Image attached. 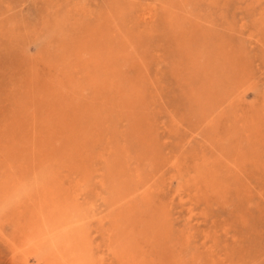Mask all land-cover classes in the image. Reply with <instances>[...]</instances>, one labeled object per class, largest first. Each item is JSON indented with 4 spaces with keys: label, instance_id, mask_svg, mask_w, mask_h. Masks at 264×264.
Returning a JSON list of instances; mask_svg holds the SVG:
<instances>
[{
    "label": "rangeland",
    "instance_id": "obj_1",
    "mask_svg": "<svg viewBox=\"0 0 264 264\" xmlns=\"http://www.w3.org/2000/svg\"><path fill=\"white\" fill-rule=\"evenodd\" d=\"M263 28L264 0H0V200L17 189L33 200L51 180L85 264H264ZM225 50L240 53L241 82L224 80ZM175 159L187 161L183 174ZM139 175H157L147 198ZM130 193L124 209L109 206ZM7 210L0 204V264H60L48 245L18 250L25 222ZM125 213L126 238L113 221Z\"/></svg>",
    "mask_w": 264,
    "mask_h": 264
},
{
    "label": "bare ground",
    "instance_id": "obj_2",
    "mask_svg": "<svg viewBox=\"0 0 264 264\" xmlns=\"http://www.w3.org/2000/svg\"><path fill=\"white\" fill-rule=\"evenodd\" d=\"M214 1H216V0H214ZM112 2H113V0H112ZM122 2V1H121ZM126 2V1H125ZM124 3V1L122 2V4ZM211 3V2H210ZM219 3V2H218ZM120 4V3H119ZM121 4V5H122ZM214 4V3H213ZM117 6H119V5H117ZM208 6V5H207ZM114 7V6H113ZM121 7V6H120ZM129 7V6H128ZM127 7V8H128ZM218 7V6H217ZM123 8V7H122ZM173 9V8H172ZM216 9V8H215ZM214 9V10H215ZM155 10V9H154ZM73 11V10H72ZM119 11V10H118ZM117 11V12H118ZM126 11V10H125ZM173 11H175V9L173 10ZM87 12V11H86ZM252 12V11H251ZM263 12V11H262ZM71 13V12H70ZM127 13V12H126ZM154 13V12H153ZM175 13V12H174ZM85 14V13H84ZM128 14V13H127ZM75 15V14H74ZM109 15V14H108ZM113 15V14H112ZM175 15V14H174ZM205 15V14H204ZM255 15V14H254ZM114 16V15H113ZM121 16H123V14H121ZM124 16H125V13H124ZM127 16V15H126ZM144 16V15H143ZM148 16V15H147ZM150 16V15H149ZM196 16V15H195ZM208 16V15H207ZM197 17V16H196ZM255 17V16H254ZM80 18V17H79ZM111 18V17H110ZM149 18V17H148ZM190 18V17H189ZM194 18V17H193ZM118 19V18H117ZM159 19V18H158ZM188 19V18H187ZM192 19V18H191ZM259 20V19H258ZM178 21V20H177ZM176 21V22H177ZM122 22V21H121ZM139 22V21H138ZM153 22V21H152ZM185 22V21H184ZM178 23H179V21H178ZM124 24V23H123ZM86 25V24H85ZM114 25V24H113ZM62 26V25H61ZM98 26V25H97ZM117 26H118V24H117ZM150 26V25H149ZM232 26V25H231ZM245 26V25H244ZM79 27V26H78ZM91 27V26H90ZM96 27V26H95ZM114 27V26H113ZM67 28V27H66ZM121 29V28H120ZM127 29V28H126ZM264 29V28H263ZM92 30V29H91ZM54 31V30H53ZM220 31V30H219ZM260 31V30H259ZM121 32V31H120ZM161 32V31H160ZM197 32V31H196ZM62 33V32H61ZM67 33V32H66ZM69 33V32H68ZM185 33V32H184ZM57 34V33H56ZM121 34V33H120ZM122 36V35H121ZM132 36V35H131ZM125 37H126V35H125ZM59 38V37H58ZM57 38V39H58ZM61 38V37H60ZM115 38V37H114ZM124 38V37H123ZM130 38V37H129ZM128 38V39H129ZM122 39V38H121ZM126 39V38H125ZM196 39H197V37H196ZM66 40V39H65ZM126 41V40H125ZM127 42V41H126ZM128 42H129V40H128ZM128 44V43H127ZM72 45V44H71ZM129 46V45H128ZM73 47V46H72ZM71 47V48H72ZM127 47V46H126ZM136 48V47H135ZM195 48V47H194ZM132 49V48H131ZM187 49V48H186ZM134 50V49H133ZM132 50V52H134ZM198 49H196V51H197ZM120 51V50H119ZM125 51V50H124ZM189 51L190 50H183L182 51V54H186L187 56H188V58H190L191 60H192V62L195 64V66L196 67H200V66H202V62H203V59H201L200 57H192L191 58V53H189ZM198 51H200V50H198ZM219 49L217 48V50H214L213 52L214 53H218L219 54ZM128 52V51H127ZM130 52V51H129ZM123 53V52H122ZM121 53V54H122ZM126 53V52H125ZM200 53V52H199ZM124 54V53H123ZM240 54V53H239ZM239 54H237V53H231L230 51H222L221 53H220V59H219V63H218V65H219V67H222L226 72L224 73V80H226V82H229L230 84H232V83H235L236 81H240L241 79L243 80L244 78V76L243 77H241V75L242 74H240L239 72L242 70V68H243V66H242V63L240 62V56H239ZM130 55V54H129ZM245 55V54H244ZM131 56V55H130ZM138 57V56H137ZM203 57V56H202ZM244 58V57H243ZM139 59V58H138ZM209 59V58H208ZM200 60V61H199ZM222 61V62H221ZM95 62V61H94ZM109 62V61H108ZM209 62H210V60H209ZM99 63V62H98ZM105 63V62H104ZM110 63V62H109ZM241 63V64H240ZM91 64V63H90ZM94 65V64H93ZM108 65H111V64H108ZM217 65V64H216ZM215 65V66H216ZM91 66V65H90ZM93 67V66H92ZM97 67V66H96ZM105 67V66H104ZM107 67V66H106ZM148 69V68H147ZM95 70V69H94ZM142 73H143V71H142ZM215 73V72H214ZM213 73V74H214ZM86 75V74H85ZM222 75V74H221ZM239 75V76H238ZM243 75H245V74H243ZM94 76V75H93ZM215 78H217V77H215ZM221 78V77H220ZM246 78V77H245ZM103 80V79H102ZM109 80V79H108ZM218 80H220L219 78H218ZM223 80V79H222ZM223 80V81H224ZM105 81V80H104ZM222 81V82H223ZM221 82V83H222ZM241 82V81H240ZM245 82H246V79H245ZM224 84V83H223ZM95 85V84H94ZM64 86V85H63ZM238 86V85H237ZM220 87V86H219ZM90 88V87H89ZM239 89V88H238ZM133 91V90H132ZM139 92V91H138ZM65 98V97H64ZM238 98H239V96H238ZM129 99V98H128ZM131 99V98H130ZM136 99V98H135ZM223 100H220V101H222V103L221 104H223L224 102H229V101H234V100H231V98H222ZM95 100V99H94ZM140 100V99H139ZM139 100H138V102H139ZM241 100V99H240ZM239 100V101H240ZM85 101V100H84ZM118 101H120V103L124 106V108L126 109L127 107L130 109L131 107H132V104H128V100H127V98H119V100ZM135 101H137V100H135ZM145 101V100H144ZM203 101V100H202ZM205 101V100H204ZM131 102V101H130ZM129 102V103H130ZM142 102V101H141ZM140 102V103H141ZM236 102V101H235ZM135 103H137V102H135ZM204 103V102H203ZM138 104V103H137ZM202 104V103H201ZM220 105V104H219ZM138 106V105H137ZM141 106V105H140ZM196 106V105H195ZM199 106H201V105H199ZM135 107V106H134ZM204 107V106H203ZM93 108H95V107H93ZM208 108H209V106H208ZM136 109H138V108H136ZM140 109H141V107H140ZM143 109V108H142ZM141 109V110H142ZM198 110V109H197ZM225 110V109H224ZM129 111V110H128ZM138 111V110H137ZM144 111V110H143ZM87 112V111H86ZM89 112V111H88ZM201 112V111H200ZM207 113H204V115L203 116H205V117H207V118H209V112L208 111H206ZM129 113V112H128ZM127 113V114H128ZM132 113V112H131ZM209 113V114H208ZM139 114V113H138ZM197 114V113H196ZM92 115V114H91ZM211 115V114H210ZM96 116V115H95ZM131 116V115H130ZM202 116V115H201ZM240 116H242V115H240ZM91 117H93V116H91ZM137 117V116H136ZM215 117V116H214ZM236 117V116H235ZM89 118H90V116H89ZM94 118V117H93ZM134 118H135V115H134V117H133V120H134ZM206 118V119H207ZM237 118H238V116H237ZM69 119V118H68ZM95 119V118H94ZM131 119V118H130ZM137 119V118H136ZM175 119V118H174ZM201 119H202V117H201ZM204 119V118H203ZM205 119V120H206ZM183 120V119H182ZM198 120H200L199 118H198ZM204 120V123H206V121L208 120H206L205 121ZM91 121V120H90ZM93 121V120H92ZM97 121V120H96ZM192 121V120H191ZM203 121V120H202ZM211 121V120H210ZM100 122V121H99ZM184 122V121H183ZM209 122V121H208ZM234 122V121H233ZM69 123V122H68ZM178 123V122H177ZM182 123V122H181ZM199 123V122H198ZM204 123H202V126H203V124ZM92 124H93V122H92ZM99 124V123H98ZM101 124V123H100ZM136 124V123H135ZM179 124V123H178ZM185 124V123H184ZM195 124H196V122H195ZM209 124V123H208ZM207 124V126H209ZM241 124V123H240ZM94 126H97L96 125V122H94V124H93ZM198 125H201V124H198ZM206 125V124H205ZM175 126V125H174ZM212 126V125H211ZM136 127V126H135ZM199 128H200V126H199ZM209 129V128H208ZM215 129V128H214ZM217 129H219V128H217ZM225 130V129H224ZM103 131V130H102ZM179 131V130H178ZM204 131V130H203ZM176 132V131H175ZM181 132H182V130H181ZM201 132V131H200ZM217 132V131H216ZM246 132V131H245ZM90 133V132H89ZM101 133V132H100ZM179 133V132H178ZM208 133V132H207ZM175 135V134H174ZM216 135V134H215ZM101 137H102V135H101ZM100 138V137H99ZM146 138L147 137H145V139L144 140H146ZM209 138V137H208ZM218 138V137H217ZM79 140V139H78ZM104 140V139H103ZM144 140L142 141V142H144ZM187 140V139H186ZM185 140V141H186ZM149 141V140H148ZM147 141V142H148ZM78 142V141H77ZM150 142H152V141H150ZM150 142H148L149 144H151ZM181 142V141H180ZM204 142H206V141H204ZM215 142V141H214ZM219 142H221V141H219ZM230 142V141H229ZM239 142V141H238ZM251 142V141H250ZM81 144H82V142H80ZM146 143V142H145ZM148 143H146V144H148ZM202 143V142H201ZM84 144H86V143H84ZM143 144V143H142ZM146 144H144V145H146ZM148 144V145H149ZM178 144V143H177ZM140 145V144H139ZM153 145L156 147V145H155V141L153 142ZM152 145V146H153ZM82 146V145H81ZM87 146V145H86ZM85 146V147H86ZM183 146V145H182ZM89 147V146H88ZM142 147H143V145H142ZM145 147H147V146H145ZM144 147V148H145ZM149 147V146H148ZM147 147V148H148ZM155 147L153 148V149H155ZM159 147V146H158ZM253 147V146H252ZM76 149H77V152L78 153H80V150L79 149H81V151H82V148H78V147H75ZM74 147H72V149H75ZM119 148V147H118ZM117 148V149H118ZM130 148V147H129ZM141 148V147H140ZM201 148V147H200ZM205 148V147H204ZM65 149V148H64ZM123 149H125V148H123ZM128 149V148H127ZM126 149V150H127ZM152 149V148H151ZM152 149V150H153ZM213 149V148H212ZM239 149V148H238ZM125 150V151H126ZM145 150V149H144ZM146 150H148V149H146ZM157 151L156 152H158V149H156ZM151 151V150H150ZM160 151V150H159ZM88 152V151H87ZM119 152H121L120 150H119ZM118 152V153H119ZM127 152V151H126ZM129 152V151H128ZM144 152V151H143ZM155 152V151H154ZM193 152V151H192ZM242 152V151H241ZM115 153V152H114ZM130 153H132V152H130ZM142 153V152H141ZM145 153V155H146V153L147 152H144ZM236 153V152H235ZM65 154V153H64ZM124 154V153H123ZM147 154H149V153H147ZM157 154V153H156ZM159 154H160V152H159ZM180 154V153H179ZM88 155V154H87ZM122 155V154H121ZM120 155V157H122ZM131 155V154H130ZM178 155V154H177ZM206 155V154H205ZM237 155V154H236ZM245 155V154H244ZM79 156H80V154H79ZM154 156V157H153ZM152 157H153V159H155L156 158V156L155 155H153ZM158 156V155H157ZM160 156V155H159ZM183 156V155H182ZM114 157H115V155H114ZM113 157V158H114ZM124 157V156H123ZM140 157V156H139ZM147 157V156H146ZM146 157H144V158H146ZM152 157L150 158V159H152ZM227 157V156H226ZM71 158V157H70ZM80 158V157H79ZM84 158V157H83ZM89 158H90V156H89ZM117 158V157H116ZM125 158V157H124ZM130 158V157H129ZM138 158V157H137ZM141 158V157H140ZM148 158H149V156H148ZM147 158V159H148ZM163 158V157H162ZM178 158H179V156H178ZM205 158V157H204ZM88 159V158H87ZM118 159V158H117ZM116 159V160H117ZM131 159V158H130ZM152 159V160H153ZM158 159V158H157ZM161 159V158H160ZM165 159V158H164ZM222 159H224V158H222ZM63 161H65L66 159H62ZM90 160V159H89ZM128 160V159H127ZM213 160H215V159H213ZM217 160V159H216ZM219 160H221L220 158H219ZM82 161V160H81ZM84 161V160H83ZM88 160H86L85 161V163L87 162ZM118 161V160H117ZM119 161H120V159H119ZM149 161V160H148ZM158 161H159V159H158ZM157 161V162H158ZM164 161V160H163ZM162 160H160V162H163ZM195 161H197V160H195ZM227 161V160H226ZM242 161V160H241ZM121 162H122V160H121ZM151 162V161H150ZM154 163L156 162V159H155V161H153ZM217 162H218V160H217ZM84 163V162H83ZM91 163H93V162H91ZM113 164H115V161L114 162H112ZM118 163H120V162H118ZM124 163V162H123ZM138 163V162H137ZM167 163V162H166ZM186 163H187V161L184 163H182V161H181V159L179 160V159H175L174 161H172V162H170L169 163V166L171 167V168H174V169H177L178 171H180V173L181 174H183V167H185L186 166ZM65 164H67V163H65ZM77 165H78V163H76ZM89 164V163H88ZM121 164V163H120ZM120 164H119V166H120ZM129 164V163H128ZM151 164H152V162H151ZM157 164V163H156ZM164 164V163H163ZM195 164V166L196 167H194L195 168V172H196V174L201 170V169H203V168H205V166H207V162L206 161H204V162H201V163H194ZM213 164V163H212ZM230 164V163H229ZM20 165V164H19ZM81 165H82V163H81ZM115 165H117V164H115ZM123 165V164H122ZM137 165V164H136ZM135 165V166H136ZM193 165V164H192ZM214 165V164H213ZM253 165V164H252ZM71 166V165H70ZM92 166V165H91ZM110 166V165H109ZM112 166V165H111ZM129 166H130V164H129ZM129 166H128V168H129ZM162 166V165H161ZM51 167V166H50ZM72 167V166H71ZM78 167V166H77ZM79 167H82V166H79ZM139 167V166H138ZM164 168H165V166H163ZM168 167V166H167ZM212 167V166H211ZM209 168V169H212V168ZM68 168H69V165H68ZM93 168V167H92ZM110 168H113V167H110ZM109 168V169H110ZM117 168V167H116ZM143 168V167H142ZM157 168H158V166H157ZM164 168H161V169H164ZM193 168V167H192ZM41 169V168H40ZM66 169V168H65ZM118 170L117 171H119V169H123V170H120V171H122L121 172V174L123 173V171H124V168H122V167H120V168H117ZM126 170H127V168H125ZM134 169V168H133ZM52 170H53V168H52ZM82 170V169H81ZM92 170V169H91ZM90 170V171H91ZM111 170V169H110ZM131 170H132V168H131ZM165 170V169H164ZM163 170V171H164ZM185 170V169H184ZM55 171V170H54ZM111 171H113L114 172V169H112ZM116 171V172H117ZM135 171H136V169H135ZM138 171V170H137ZM144 171V170H143ZM142 171V172H143ZM162 171V170H161ZM52 172V171H51ZM57 172V171H56ZM55 172V173H56ZM93 172V171H92ZM92 172H91V174H92ZM112 172V173H113ZM115 172V173H116ZM133 172V171H132ZM157 172V171H156ZM189 172V171H188ZM194 172V173H195ZM202 172V171H201ZM43 173V172H42ZM52 173H54V172H52ZM51 173V174H52ZM59 173H60V171H59ZM61 173H62V171H61ZM69 173V172H68ZM74 173V172H73ZM119 173V172H118ZM125 173H126V171H125ZM128 173V172H127ZM190 173V172H189ZM193 173V174H194ZM58 174V173H57ZM57 174H56V176H57ZM65 174V173H64ZM67 174V173H66ZM129 174V173H128ZM131 174V173H130ZM129 174V175H130ZM161 174H163V172L161 173ZM205 174V173H204ZM31 175V174H30ZM61 175V174H60ZM71 175H72V173H71ZM132 175H133V173H132ZM138 175V174H137ZM154 175V174H153ZM51 176H53V175H51ZM69 176V175H68ZM84 176V175H83ZM109 176H111V173L109 174ZM142 175H139L137 178H138V184L141 186L140 188L141 189H143V192H142V196H144L145 198H147L148 196V194L150 193V187H151V185H152V183H154L155 182V180L157 181V175H155V176H153L149 181H143L142 179H140V177H141ZM204 176V175H203ZM12 177V176H11ZM60 177V176H59ZM112 177V176H111ZM134 177V176H133ZM28 178V177H27ZM104 178V177H103ZM102 178V179H103ZM109 178V177H108ZM159 178V177H158ZM161 178V177H160ZM190 178V177H189ZM35 179V178H34ZM55 179V178H54ZM110 179V178H109ZM113 179V178H112ZM118 179V178H117ZM132 179V178H131ZM134 179V178H133ZM197 179V178H196ZM195 179V180H196ZM200 179V178H199ZM198 179V180H199ZM207 178H204V180H206ZM36 180V179H35ZM120 180V179H119ZM201 180V179H200ZM199 180V181H200ZM63 181V180H62ZM102 181V180H101ZM208 181V180H207ZM5 182V181H4ZM55 182V181H54ZM80 182V181H79ZM105 182H106V179H105ZM110 182H111V180H110ZM189 182V181H188ZM192 182V181H191ZM191 182H190V184H191ZM10 183V182H9ZM59 183V182H58ZM100 183H102V182H100ZM112 183H114V182H112ZM122 183V182H121ZM134 183V182H133ZM156 183V182H155ZM205 183H206V181H205ZM25 184V183H24ZM56 184H57V182H56ZM55 184V185H56ZM105 184V183H104ZM124 184V183H123ZM189 184V185H190ZM195 183H193V185H194ZM197 184V183H196ZM103 185V184H102ZM158 185V184H157ZM187 185V184H186ZM27 186V185H26ZM58 186V185H57ZM66 186V185H65ZM112 186V185H111ZM116 186V185H115ZM135 186V185H134ZM133 186V187H134ZM136 186H138V185H136ZM135 186V187H136ZM154 186V185H153ZM196 186V185H195ZM194 186V187H195ZM104 187V186H103ZM109 187V186H108ZM131 187V186H130ZM17 188V187H16ZM61 188V187H60ZM69 188H71V187H69ZM125 188V187H124ZM186 187H184V189H185ZM67 189V188H66ZM116 189H117V187H116ZM132 189H135V188H132ZM139 189V188H138ZM178 189V188H177ZM30 190H31V188H30ZM58 190V189H57ZM56 190V187L55 186H52V184H51V180L50 181H38L37 183H36V196H35V198L32 200L31 199V197L30 196H32V195H27V193H25V190H23V192H21V193H18L19 191H21V189H17V191L16 190H14V191H12V192H10V193H8V192H6V193H8V195L6 196V198H5V200L4 199H1L0 200V204H1V206L3 207V208H7L8 207V212L10 211V212H12V213H16V214H18V215H21L22 217H23V219H24V228H23V231L24 232H26L25 234H23V236H22V238H18V239H22V241H20V246H18V250L21 252V251H23V252H28V251H30V250H37V251H41L43 248H44V246L45 245H48V247H49V253H48V256L50 257V259H52L53 261H55L56 263L58 262V263H60V264H83L82 263V261H80L79 260V257H76V254H75V249H74V244L73 243H77V241H75V242H73L74 240H70L69 239V233H70V226H71V222H72V220H73V218H72V216H70V213H69V209H70V206L68 207V205H67V207L66 208H64V207H62L63 205L62 204H64L63 202H62V204H61V199H60V195L58 194V191ZM75 190V189H74ZM136 190H137V188H136ZM135 190V191H136ZM153 190H154V188H153ZM192 190V189H191ZM5 191V190H4ZM68 191V190H67ZM71 191V190H70ZM76 191V190H75ZM63 192V191H62ZM77 192V191H76ZM109 192H111V191H109ZM133 192V191H132ZM198 192V191H197ZM68 193H69V191H68ZM74 193V192H73ZM134 193V192H133ZM4 194V193H3ZM2 194V195H3ZM28 194H30V193H28ZM127 194V193H126ZM135 194V193H134ZM134 194H132V193H130L129 195H127L126 197H124V198H122V197H116L115 196V198L113 199V202H112V205H109V206H112V207H118V208H121V207H123V206H125V205H129L130 203H131V201L133 200V195ZM198 194V193H197ZM11 195V196H10ZM70 195V194H69ZM76 195V194H75ZM115 195V194H114ZM114 195H113V197H114ZM119 195V194H118ZM141 195V194H140ZM5 196V195H4ZM176 196V195H175ZM33 197V196H32ZM70 197H72V195L70 196ZM74 197V196H73ZM112 197V196H111ZM68 198H69V196H68ZM69 199H71V198H69ZM76 199H77V197H76ZM79 199V198H78ZM73 200V199H72ZM72 200H71V202L70 203H73L72 202ZM193 200V199H192ZM62 201H65V200H62ZM77 201V200H76ZM75 201V202H76ZM170 201V200H169ZM66 202V201H65ZM154 203V202H153ZM69 204V203H68ZM75 204V203H74ZM69 205H73V204H69ZM77 205V204H76ZM83 205V204H82ZM141 205V204H140ZM64 206H66V203L64 204ZM78 206V205H77ZM126 207V206H125ZM147 207H151L150 205L149 206H147ZM189 207V206H188ZM74 208V207H73ZM148 208V209H149ZM123 209H124V207H123ZM130 209V208H129ZM138 209V208H137ZM143 209V208H142ZM147 209V210H148ZM162 209V208H161ZM73 210V209H72ZM75 210V209H74ZM77 210V209H76ZM114 210V209H113ZM78 211V210H77ZM86 211H88V210H86ZM85 211V212H86ZM96 212V211H95ZM147 212V211H146ZM72 214H73V211L71 212ZM78 213V212H77ZM77 213H75V214H77ZM158 213H159V211H158ZM162 213H164V212H162ZM26 214V215H25ZM79 214V213H78ZM77 214V215H78ZM132 214H133V212H132ZM144 214V213H143ZM148 214V213H147ZM166 214V213H165ZM74 215V214H73ZM130 213L129 214H127V213H125V214H122V215H119V216H115V218L113 219V221H114V223H115V225H116V229L115 230H117L118 231V233L119 234H121L122 233V235H124V238H126V237H128L130 234H131V232L129 231V226H130ZM154 216V215H153ZM12 217V216H11ZM70 217L72 218V220L70 219ZM76 217V216H75ZM161 218H164V219H166V217H165V215H163V214H161V216H160ZM79 218H80V216H79ZM138 218V217H137ZM147 218H149V217H147ZM159 218V217H158ZM143 219V218H142ZM155 219V218H154ZM169 219H170V217H169ZM168 219V220H169ZM22 220V219H21ZM71 220V221H70ZM75 220V219H74ZM6 221H7V219H6ZM143 221V220H142ZM148 221V220H147ZM155 221H156V219H155ZM161 221H162V219H161ZM163 221H165V220H163ZM162 221V222H163ZM12 222V221H11ZM74 222V221H73ZM78 222V221H77ZM76 222V223H77ZM100 222H103V220L101 221L100 220ZM8 223V222H7ZM81 223V222H80ZM104 223V222H103ZM149 223V222H148ZM148 223H147V225H148ZM152 223V222H151ZM165 223V222H164ZM169 224H170V222H168ZM82 224V223H81ZM80 224V225H81ZM77 225V224H76ZM79 225V224H78ZM142 225H143V223H142ZM167 225V224H166ZM84 226V225H83ZM163 226H165L164 224H163ZM137 227V226H136ZM73 227H71V229H72ZM140 228H142L141 226H140ZM146 228H147V226H146ZM164 228V227H163ZM169 228V227H168ZM27 231H26V230ZM76 230H77V228H75ZM81 229V228H80ZM149 229V228H148ZM147 229V230H148ZM171 229V228H170ZM17 232H19V230L17 231ZM81 232H83V231H81ZM80 232V233H81ZM20 233V232H19ZM18 233V234H19ZM75 233V232H74ZM77 233V232H76ZM85 233V232H84ZM20 235V234H19ZM80 235H82V233L80 234ZM79 235V236H80ZM85 235H86V233H85ZM84 235V236H85ZM78 236V235H77ZM83 236V235H82ZM81 236V238H84V239H86L84 236L82 237ZM13 237V236H12ZM153 237V236H152ZM78 238V237H77ZM89 238V237H88ZM73 239H75V238H73ZM79 241L78 242H80V237H79V239H78ZM147 240V239H146ZM16 241H18V240H16ZM81 241H82V239H81ZM86 240H84V242H85ZM90 241H91V239H90ZM83 242V243H84ZM117 242V241H116ZM118 242H120V241H118ZM117 242V243H118ZM122 242V241H121ZM81 243V242H80ZM88 243H89V239H88ZM113 243V242H112ZM123 244V243H122ZM122 244H121V246L120 247H122ZM11 245V244H10ZM83 245V244H82ZM89 245V244H88ZM88 245H86V247H88ZM91 245H92V242H91ZM124 245V244H123ZM124 246H126V245H124ZM216 246V245H215ZM82 247V246H81ZM84 247H85V245H84ZM85 247V248H86ZM115 247H116V245H115ZM119 247V248H120ZM165 247V246H164ZM172 247V246H171ZM10 248V247H9ZM85 248H84V250H85ZM90 248V247H89ZM88 248V249H89ZM125 248V247H124ZM124 248H122V249H124ZM88 249H86V251H89ZM121 249V250H122ZM83 250V249H82ZM118 250V249H117ZM17 251V250H16ZM111 251V250H110ZM120 251V250H119ZM123 251V250H122ZM213 251V250H212ZM42 252V251H41ZM44 252H46V251H44ZM79 252L80 251H78V255H79ZM90 252V251H89ZM124 252H126V250H124ZM124 252H123V254H124ZM211 252V251H210ZM29 253V252H28ZM88 253V252H87ZM91 253V252H90ZM114 253H117V252H114ZM119 253V252H118ZM122 253V252H121ZM129 253V252H128ZM180 253V252H179ZM26 254V253H25ZM93 255V254H92ZM121 255V254H120ZM120 255H118V256H120ZM121 256H124V255H121ZM28 257H30V256H28ZM46 257V256H45ZM86 257V256H85ZM126 257V256H125ZM80 258H81V256H80ZM124 258V257H123ZM193 259V258H192ZM89 260V259H88ZM92 260V259H91ZM166 260V259H165ZM173 260H174V258H173ZM42 261V260H41ZM125 261V260H124ZM135 261V260H134ZM137 261V260H136ZM87 262V261H86ZM90 262V261H89ZM92 262V261H91ZM91 262H90V264H91ZM141 262V261H140ZM43 263H44V261H43ZM85 264V263H84Z\"/></svg>",
    "mask_w": 264,
    "mask_h": 264
}]
</instances>
